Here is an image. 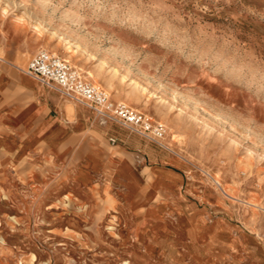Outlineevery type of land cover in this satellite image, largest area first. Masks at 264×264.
I'll use <instances>...</instances> for the list:
<instances>
[{
  "label": "rangeland",
  "instance_id": "obj_1",
  "mask_svg": "<svg viewBox=\"0 0 264 264\" xmlns=\"http://www.w3.org/2000/svg\"><path fill=\"white\" fill-rule=\"evenodd\" d=\"M1 40L163 124L156 144L96 114L184 182L4 183L0 264H264V0H0Z\"/></svg>",
  "mask_w": 264,
  "mask_h": 264
},
{
  "label": "crops",
  "instance_id": "obj_2",
  "mask_svg": "<svg viewBox=\"0 0 264 264\" xmlns=\"http://www.w3.org/2000/svg\"><path fill=\"white\" fill-rule=\"evenodd\" d=\"M32 55L13 41H0V188L9 184L11 200L31 175L40 183L48 173L68 175L65 185L72 190L92 189L111 174L148 194L154 186L183 184L174 168L150 171L152 154L141 150L140 138L101 124L93 109L25 74ZM117 141L136 150L112 148Z\"/></svg>",
  "mask_w": 264,
  "mask_h": 264
},
{
  "label": "built area",
  "instance_id": "obj_3",
  "mask_svg": "<svg viewBox=\"0 0 264 264\" xmlns=\"http://www.w3.org/2000/svg\"><path fill=\"white\" fill-rule=\"evenodd\" d=\"M24 73L56 89L63 96L88 106L98 117L112 119L150 142L161 144L166 135L163 124L126 104L112 101L106 91L86 81L78 70L56 54L40 50Z\"/></svg>",
  "mask_w": 264,
  "mask_h": 264
}]
</instances>
